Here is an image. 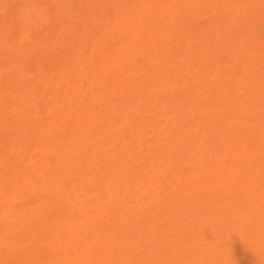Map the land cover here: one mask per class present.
<instances>
[{
  "label": "bare ground",
  "instance_id": "bare-ground-1",
  "mask_svg": "<svg viewBox=\"0 0 264 264\" xmlns=\"http://www.w3.org/2000/svg\"><path fill=\"white\" fill-rule=\"evenodd\" d=\"M13 1L16 3V1L19 2L21 0H12V2ZM27 1L29 2V0ZM47 1L50 3V0H38V3L41 6L47 5L49 7L46 8L45 6V8L48 9H45V11H49V13H47L48 15L45 13L43 6L37 7V2V5L32 3L35 5L33 8L28 7V2H25V4L22 2L24 5L27 4V8L31 10L36 9L37 7L38 15L40 13V8L41 10L43 9L42 14H45L41 16H43L42 18L45 20L42 21L41 19L42 22L40 25L39 22L36 24L39 25L37 26L38 28L32 25V22L30 25L23 23V21H26V16H28V19L30 15H32L31 10L30 13L27 8L25 9L28 11L24 9L27 12V14L24 12L25 17L23 15V9L20 8L22 11H18L23 16L21 17V14H19L18 16L21 18L13 16L17 12L12 11V13H15H11L12 15L10 14L12 18L9 15L12 19L9 23L15 22L17 24L16 21L18 17L19 22H21L20 19L23 20L22 23L25 24V27H27L26 25H32L33 28L30 29H33L36 32L40 31L39 29H42L43 26H49L47 37H45L47 34H43L45 30L44 32L42 31V34L45 37L44 39L39 32L42 36V38H40L43 41L39 40L40 38L36 40L37 36H35V39L33 38L34 36L32 37L36 40V42L39 40L37 46H35L36 42L33 41L32 38V42H29V44H33V42H35L33 44V49H36V53L40 54V57L37 55L38 57L35 58H37L38 61L48 59L44 56H48L51 50L52 52H61L60 49L65 46L68 50L74 51L72 52V55H69L66 58V60H68V65L73 68V70H66L69 66H67V64L66 66H63L66 62H62L63 64L61 63L58 64V66L56 65L57 67L55 66L58 71H62L60 72V74L62 73V75H60L62 78L56 77V74L59 75V73H55L57 71L56 68L50 73V75L46 76L49 73L44 72V69L43 72H41L39 70L40 66L38 68L34 64V67L31 66L32 70L34 72L37 71L36 68H38L37 73H39V75L37 74L36 78H34L31 83L28 82L30 86L33 83V86L27 90L25 88L26 86L24 87V84L27 85L28 83L26 84V81H23L24 76L21 75H25L28 71H30V74L32 73V70H28L29 61L33 59V57L30 56L32 54H28V49L31 48H29V46H24L26 43H24V45L22 44V46L18 45V43L16 44V41L19 42V40H24L20 38L23 34H20V36L14 34V36L19 37V40L17 39L15 42L8 41V45L5 43L7 41V36H5L6 38H0V43L3 46H6H0V50L3 51L4 48L8 50L9 48L10 50L5 52H7V54L11 53V55L14 54L13 57L16 55L17 60L14 57L15 59L12 61L16 60L15 62L17 63L14 62L16 65L21 62V67L18 65L20 68L18 67L19 69L17 70H20L21 68L23 69H21L23 74L19 73V71L16 73L19 74L17 76L12 74L13 72L11 73V70L6 74V69H2L1 66H7L4 64L7 60L4 59L5 54L1 57L3 53L0 51V59H4H2L3 61L0 60V69H2L0 70V74H2L0 75V93L5 92V95L6 93L9 94L8 90H10V88L11 91L13 88L14 93L20 92L17 96H14L15 98L13 97L14 100L12 101L16 100L17 102L18 100L16 107V102H14V108H11V105L10 107L8 106L9 100L7 104L4 94L3 97L0 96V125L2 126L3 123H6L7 126H10H6L8 131L2 126L5 133L7 131V134H10L8 137H1L0 139V143L2 144L0 145V148L3 150L1 151L2 158L0 157L3 159V161L0 159V199L3 200H0V264H128L129 262L127 260L129 256L126 257L125 255H129L130 253H139L137 250H139L142 244H149L153 246L152 250H149L146 255L144 254L147 257L146 259L144 258L145 262L140 259L142 263H139V260L137 262V260L132 257L131 259H133V261L129 264H157L155 263L156 261H158V263L160 262L159 264H209L212 259H206L208 262L205 261L204 257L207 256L203 255L201 257L202 253L197 255L198 259L196 260L198 261L194 259L186 261L184 260L186 256L182 259L185 254L182 256L181 250H183L185 245L188 246L190 240L186 238V234H184L182 230L186 224L180 220L181 218L187 215L186 217L189 219L192 213H196L202 217L201 213L205 211L207 213L210 211V214L208 215L210 216L211 214H215L217 218L220 216L222 217L225 211V216H227V214L228 216H232L233 207H245L246 211H244V209V213L242 215L238 216L237 214H234L236 215L233 217L235 218L234 223L229 221L231 227L236 224L235 229L237 228V231L234 230V232H238L242 229L240 222L245 221L244 218L248 212L255 216V213H260L261 209L264 210V189H260V193H257V190L255 189V187L259 185L260 181L262 182L259 186H261V188L264 187V156H262L264 154L259 152L261 148L264 149V146H262V144H264V70H262L264 68L262 67L264 66H261L264 65V63H261L264 62V45H262L264 44V34H260V38L256 37L257 39H252L251 37L246 36L249 34L242 33L244 31L243 29H254L253 26L258 22L254 11H261V9L264 10V0H260L258 3L250 0L253 2L252 5L250 3L253 13L251 11V14L248 16V11L246 12V23L252 22L253 24L251 23L249 27L242 29H239L241 28V24H245L242 18L240 19L242 21L238 20L237 24L235 22L236 19L235 21L233 20L235 22V25L233 26H227V24L226 27L224 23L223 26H220L221 29L217 27V25L221 24L219 23L221 19L219 20L217 18L218 22L216 25L215 17V20L212 22L203 21L206 14H216L219 9L220 12L224 11V13L222 12L219 15L217 14L219 17H222L223 14L225 15L228 11H230V7H228L230 4L228 6L227 3L221 5L223 0H126V2H124L125 0H93L99 1V5L95 2L96 8L94 10L91 8V4L85 3L87 0H78L77 4L80 3L81 6L82 4L84 5V7L82 6L80 9H73L70 7L72 1L68 0V2L64 4L65 6L62 5V8L59 7V9L56 10L57 3L63 4V1L61 2L60 0H57L55 7H53L55 11L53 14L51 10L52 6H49ZM224 1L228 2L227 0ZM235 1L237 2V0ZM245 1L246 0H243V2ZM2 2L3 0L0 2V6H2V8H5V5L7 8L10 6L8 3H12L10 0L3 2L5 4ZM31 2H33V0ZM122 2H124V5ZM15 3L12 4L15 6ZM20 3L21 2L18 4ZM12 4L11 6H13ZM121 4L122 6L119 7L118 5ZM220 5L221 8L218 9ZM19 6H22V8L25 7H23L22 4ZM29 6L32 5L30 4ZM78 6L79 5H77V7ZM2 8L0 7V9ZM113 8L114 11L112 12ZM225 8L228 10L227 12ZM247 8H245V10ZM17 9H19V7ZM234 9L235 8L233 7L231 10L233 11ZM92 11L95 12L94 19H92ZM200 12H203L205 17L203 18V15H201L200 17H202L203 20L201 18L199 22H195ZM235 12L234 16H231L232 18L238 14V16H240L237 9ZM70 14L74 17L80 15V20H78L80 21V26H78L80 27V31L78 30L76 32V29H78V27H75L77 26L76 24H74L72 30L70 28L71 26L68 27L69 25L64 24L66 21V23L71 21H68L70 16L66 17ZM45 15L49 16L51 21H48L50 19L47 18V20L45 18L47 16ZM34 16L31 17L33 18ZM39 16L36 17L39 18ZM148 16H151V19H149ZM227 16L229 17L227 14L225 18L231 22L232 20H229L230 17L227 18ZM62 17L63 19H69L63 20L65 21L63 23ZM90 17L91 19H89ZM145 17L149 20L144 21ZM10 18L9 20H11ZM124 19L128 21V23L126 21L128 27L124 31H121V29L124 28H122L123 23H125L122 22ZM29 20L31 21V18ZM46 20L48 23L50 22L51 25H49L50 23H47L48 25L44 23ZM81 20L83 21L81 22ZM227 20L226 22L228 23ZM61 23L63 24L61 25ZM88 23H93L94 27H90ZM41 24L43 25L42 27ZM64 25H67L66 28L70 29V32L74 30L73 33H78L76 35L72 33V36H75H73L74 38L71 36L73 39H70L68 43L67 38H61L63 35L60 37L62 34L61 32L65 27ZM189 25L190 28H187ZM124 26H126V24H124ZM215 26L218 30L220 29V32H222V27L225 26V29L223 28L224 32H219L217 34L218 30L216 31ZM256 26L257 25H255V27ZM18 27L24 28V25L20 26L19 24ZM232 27L233 29H231ZM2 28H4V26ZM28 28L26 29L27 31L29 30L27 33L30 32V29ZM4 29H0L1 37ZM65 29L63 32H65ZM26 30L23 29L22 31L24 32ZM239 31L241 32V36ZM12 32H14V30ZM92 33L94 34L92 35ZM213 33L216 35H213ZM4 34L5 33H3V35ZM25 34L26 32L24 35ZM190 34L193 35V40H190ZM209 34L211 36H215L214 40L209 37L212 40L210 41L208 38ZM244 34L248 39L246 38L247 40L245 39V43L243 44L242 38L245 37L242 35ZM24 35L23 37L27 36ZM64 35H66V33ZM236 35L238 37H236ZM59 37L61 38L60 40ZM223 37H226L227 42L228 38L231 39V37L234 41L231 44L228 42L226 46H223V44L218 41L220 39H224ZM79 38L83 41L79 42ZM246 41L249 44V48L247 46L246 48L244 47L247 44ZM25 47H28V49L26 48L27 51ZM57 48L58 50H55ZM223 49H229L232 56L233 53L238 54V56L241 55L242 61H239L240 58H238V64L240 62H245L247 64L244 63V65L240 63L237 65L240 67L241 65H244L240 68V70L239 68L232 69L235 66L233 64L236 62L237 55L234 54V58L236 56L235 62L231 65H227L226 63L230 59L227 58L229 52H223ZM68 50L66 49V51ZM66 51L64 48V52ZM31 52L32 49L29 53ZM61 54L64 55L63 52H61ZM69 54H71V52ZM34 55L36 56V54ZM53 55L55 54H52V56ZM223 55L224 59L222 60L226 62L225 64L227 66H232L230 67L232 69V78H228L227 75V78L230 80L226 78L227 80L225 82L222 81L225 80L226 76L221 81L220 68L218 69L216 67L217 58L220 57L221 63V56ZM57 56H60V54L58 53ZM27 57L30 58V60ZM41 57L44 58L42 59ZM214 57H216V59ZM51 58L53 60V57ZM37 59H35L36 64L38 63ZM138 59H141V62ZM231 60L233 59H230L228 64L229 62L231 63ZM47 61L48 60H45V65L48 64ZM56 61H58V59ZM137 61H139V64H136ZM255 61H259L256 66L254 65ZM251 62L254 65V67H252L253 65L251 66V69L253 68V70L247 72L248 66ZM7 63L8 62H6V64ZM12 63L13 62H11L9 66L12 67L14 64ZM50 63L56 64L54 61H51ZM15 64L14 66H16ZM156 65L160 68L154 70L155 67L158 68ZM153 66L155 67L153 68ZM204 66L209 67H206L205 70L203 68ZM213 66H215V70ZM42 67H44V65H42ZM208 68H210L211 71H209ZM68 70L75 74L81 75V73H83V78H78V75H76L73 80H70L71 77L67 76ZM12 71L15 70L13 69ZM227 73L228 72H226V74ZM209 74L210 76H208ZM229 76L231 77V75ZM21 78L23 80H20ZM66 78H70L69 81H67L68 79L66 80ZM22 81L24 83H22ZM61 81H63V83ZM204 83L205 85L207 84V89L205 88ZM19 84H23V88L21 87L22 85L20 86ZM59 84H64V86L60 87ZM240 85H243L244 87ZM190 87L191 90L193 87L192 91L190 90ZM244 88L245 92L242 90ZM236 89L243 91H238L239 94L241 93V95H243V97L241 96L242 98L245 97L242 99L239 96V98L243 100L242 102L237 96L238 93ZM49 90L50 95L48 92ZM177 91L179 94L177 95L178 97H173V92ZM168 97L176 99L179 98L180 101L183 100L180 105V112L177 111V113L179 112V115L184 117V115L187 114L191 120L194 121V119L199 118L197 117V114H200V118H205L204 120L208 119L209 121L207 120L208 122L204 121L205 123H200L197 120L196 123L199 122L200 126L206 123H212L211 126L209 128H207V126L204 127L205 130L193 132L191 134L194 135H190V137L187 135V138V132L193 131V129L196 128L199 129V126H194L196 128H192L195 122L193 123L191 120L189 121L188 119L183 118L184 122L188 120V123H185L186 125L188 124V127L184 124L187 129L191 123H193L192 126L187 131L185 126L184 129L180 123L179 126L182 128L176 124L178 127L174 129L175 131L178 128H181L187 132L185 136L179 137L182 131L180 129L178 130L179 133L174 131L175 134L177 133L178 135H173L172 128L175 126L173 127L171 124L175 125L174 123L180 122L179 119L182 117L180 116L176 118L178 114L175 112V115L172 112L171 115L170 111L177 108L176 106L175 109H171L173 108V100L170 99V104H172L171 107L167 105L169 102H166V105L164 104L165 106L163 103H160V99L165 98L166 101H168ZM45 98L48 101L50 100V106L47 105V101H43ZM165 99H163V102ZM41 102H45L46 104L44 103V105H42ZM11 103L13 104V102ZM167 106L170 108L168 109ZM224 107V111L226 112L228 110L227 112H229L230 116L232 115L231 113L237 114V112H239L240 115L247 120L244 123V125H246L239 127L236 120L233 122L230 120L229 123L225 124V120L219 121V119H215V116H211L214 111H217V108L220 110ZM257 107L260 110H258ZM166 108L169 110V112H167V116L165 115L167 114ZM181 110L183 113H181ZM225 112L222 114L225 115ZM219 114L220 116L222 115L221 113ZM173 116L177 119L176 122H174L175 120L173 121V118L171 122L169 121V119ZM85 118L88 120L87 122H85ZM252 120L253 123L251 122ZM167 121L170 122H168L170 124V129L169 126H167ZM254 121H258L256 126ZM161 125H163L165 129ZM252 125H254L255 129ZM251 126L253 132H251L252 130L247 131V129ZM121 130L124 131L121 133ZM162 130L165 131L164 139L161 137L163 135ZM249 132L252 135L256 132L258 135L254 134L253 138L250 135V139L247 135ZM184 133L185 132L182 131V134ZM156 135H158L159 139ZM197 135L200 139L196 138L199 139V141L196 140L197 142H195L193 141L195 140L193 138L197 137ZM152 136L157 139L154 138V140ZM228 136L232 137V139H236L233 140V142H230L232 139L230 140ZM211 137L213 138L211 139ZM142 138L146 141L148 140L146 138H152L155 147L153 144L148 143L149 145H145V142L143 144ZM225 138L229 140L225 141ZM255 140H257V143L255 142L257 145L260 143L258 146L253 143ZM251 141L253 142L251 143ZM34 142H36V144H34ZM238 142L241 143L242 147H245L242 148ZM32 143L37 146V148L33 146ZM237 144L240 146L239 148H242L240 150H243L244 153L246 151L247 153L251 152V156H245L244 160L247 163L246 166L250 167V170L251 166H253L252 164H254V166L255 164L257 165L256 169L253 166L255 169V171H253L255 172L254 174L253 172H251V174H247L246 169H244V171L240 168H235L237 167L236 165L243 160V155H241L243 154L241 153L242 151L237 153L239 154L238 157H231L235 158L238 162H235L234 159L231 160L227 157H230L231 153H233L235 148L238 146ZM245 144H247V146ZM253 144L255 146H253ZM144 145L146 148L142 147ZM250 145L256 150L250 148ZM39 146L42 147L40 148ZM18 147H20L19 150L21 149L20 152L17 151ZM258 147L260 149L257 151ZM142 148L147 150L150 148L152 149L150 152L146 151V154L149 152V156L151 154L150 158H153L156 153L155 157L157 158L154 157V160H152L155 161V159H157L158 161L154 164L151 160V164H149V166L153 164L155 165L151 166L152 168L155 167L152 171L154 173L157 168V172L161 171L164 173L167 169H171V167L179 165L180 162L181 166L184 165H182V163L187 162L186 166L188 168H192V166H194L192 164L196 165L200 163V161H196V163H194L195 161H192L197 155L192 152L200 151L202 149L203 152L205 151L204 153L207 152L202 157L200 156L202 165L206 162H212V160L208 158V155L211 156L210 154H214L216 151H220L221 155V152L224 151L227 153V156L225 155L226 159H230L232 162H235V169L232 168V164H230L232 162H229L230 168L219 166V164L215 162L217 159L215 158L213 161L215 162L214 164H216V169L219 167L217 173L215 172L216 174L213 172L212 166L210 168L208 167L209 163L206 164L204 168L205 170L207 168L210 169L209 172L207 170V173H211V177L209 179L207 178L208 180L202 178L200 180L203 182H196L194 183L195 185L192 186L190 181L193 176L191 174L195 171L191 173L190 170L198 171L199 166L197 165V169H186L185 172L188 170L191 173L190 174L188 172V176L185 172H183L185 170H182L183 168L179 169L180 172L175 170V173L177 171L178 174H173L178 176V183L176 178V183L173 182L171 178L174 177H172L173 175L171 173V181L162 177V180L164 181L161 182V184H158L157 182L159 179L152 182L151 179L148 178L149 175L148 177L145 176L146 172L150 171V168H148L149 159L147 156L146 159L148 162L145 158H143L145 157L144 155L143 157H140L145 159L143 162L144 164L140 163L141 166L139 165L141 168L144 166V170L139 168V166H136L135 168L133 167V164H136V160H139L136 156L143 154L142 151L144 150ZM153 151L155 152L153 153ZM224 152L222 154H225ZM192 155L195 156L191 158ZM197 156L199 157V154ZM178 158L180 159L178 160ZM139 161L142 162V160ZM131 162L134 169H131V166L127 165L131 164ZM172 162L176 163L172 166ZM241 163L243 165L244 161ZM241 163L240 166H242ZM225 164L223 163L222 165ZM243 166H245V163ZM160 167L167 169L165 171L163 169L159 170L161 169ZM204 169L202 168V171ZM140 171H144L142 173L144 177H141L140 175L141 179L138 177L136 179V176H138ZM197 171L195 173H197ZM154 173L151 174L150 171V174L152 175H150V177H152V180L154 179L153 177L160 176L156 175L160 174V172L155 173V176H153ZM162 173L161 175H163ZM145 177L147 178V181H150V183L148 182L149 185L145 182L143 183L142 180H146L144 179ZM165 180L167 183H165ZM180 181L182 183H180ZM156 183L158 185H156ZM164 183L167 185L168 183L174 185H169L170 187L165 186V189L160 188L159 185L163 186ZM189 183L191 186H189ZM130 187L132 188V191H129L131 194L126 192L127 189H130ZM181 188L184 193V195L181 194L182 196L178 193ZM164 190H167V193H164ZM126 193H128L129 197H131L127 198L128 195H125ZM101 195L104 197H102L103 199L100 198ZM225 195L230 198V201H226V204L221 207L222 204L220 201L222 198L226 197ZM21 199L22 201L25 200L27 205L20 201ZM100 199L102 201H100ZM225 200L223 199V201ZM17 201H20V204L25 206H20ZM16 203L18 205H15ZM87 204L88 207L86 206ZM83 205L84 208L86 206L89 210H81L83 209ZM260 215L264 216V213L258 214L257 217L259 218ZM162 216L163 219H161ZM164 216L168 218L167 222H169L168 220L170 218L171 223L170 225L168 224L169 226L166 224V226H168L167 228L161 229V224L159 223H161L162 220H165ZM242 216H244V218ZM240 217H242L243 220H241L242 218L239 219ZM217 218H214V221ZM219 219L221 218L216 220L218 221L216 224L217 226H220V228L216 227V229L213 230H217V228H219L218 231H220V229L223 230L221 225H219L221 223L219 222ZM207 220H204L203 223L205 222L204 224H206ZM258 221L262 224V229H264V218H259ZM211 223L207 222V226L209 225V228ZM231 227L227 233L232 232L233 228L231 229ZM262 232H264V230H262ZM167 234L169 236H167ZM227 235L229 236V234ZM164 236H167L168 239ZM230 237L231 236H229V238ZM217 238L220 239V237ZM168 240L169 242L167 243L166 241ZM164 241L167 245H165ZM233 244L235 245V243ZM160 245H162V247ZM8 246L10 249H8L9 251H6L5 248H9ZM143 247L146 248V246L141 247L142 252H144ZM160 247L163 250L161 249V251H158ZM238 249L239 250H235L239 251V254H236L237 251L235 252V250L232 252H235L236 255H241L243 250L239 247ZM4 250L6 252L2 255ZM156 251L159 252H157V255L155 253ZM163 251L164 253H162ZM226 251L228 252L229 250ZM160 252L162 256L160 255ZM232 252L229 253L231 254ZM132 254L130 257L133 256ZM135 255L137 256V254ZM158 255L161 256L160 260H162V258L164 260L159 261V259H156L158 258ZM216 255L217 256L215 257H218V254ZM260 256L261 258L264 257L262 255ZM260 256H257V259ZM137 258L139 259V257ZM230 258L227 260L233 262L229 264H236L234 263V260L236 262L237 258ZM183 260L185 262L180 263ZM215 263L217 264L216 261H214V264ZM218 264H220V261ZM249 264H260V261L255 262L253 260V262L251 263L250 261Z\"/></svg>",
  "mask_w": 264,
  "mask_h": 264
},
{
  "label": "rangeland",
  "instance_id": "rangeland-1",
  "mask_svg": "<svg viewBox=\"0 0 264 264\" xmlns=\"http://www.w3.org/2000/svg\"><path fill=\"white\" fill-rule=\"evenodd\" d=\"M1 1H2V0H0V2H1ZM10 1L12 2V0H10ZM31 1H32V0H29V2H28L27 0H26V1H25V0H24V1H22V0L19 1V2H21L20 4L23 5V7L25 6L24 8H22V6H19L20 4H18V3H19L18 1H16V3H15V1L12 2L13 4L15 3V6H16V7H15L12 3H11V4H12L14 7L11 6L10 3H8V4L10 5V6H8L9 8H8V7L6 8V5L4 6L5 8H2V6H0V7L2 8V9H0V29H4V28H5V29H4V32L1 30V31H2V37H1V34H0V38H3V37L6 38L5 36H7V38H6L7 41H6L5 43H6V45H8V44H9L8 41H14V42H15V40H17V39L19 40V37L14 36V34L20 36V34H21V35H22V34L24 35V33L26 32L25 35H27V36L24 35L25 37H23V35H22L23 38L20 36V38H21V39H24V40H19V42L16 41V44L18 43V45H21V46H22V44L24 45V43H26V45H24V46H29V48L32 49V52L29 53L31 49H28V47H25V49L27 48V49L29 50L28 54H29V55L32 54V55H30V56L33 57V59L30 60L31 57H30L29 55H27V56L30 57V58L27 57V58L30 60V61H29V66H30V67H31V66L34 67V64H35L38 68H39V66H40L39 70H40L41 72H43V69H44V72L49 73V74L46 75V76H48V75H50V73H51L52 71L55 70V68L58 66V64H61L62 62H64V63L66 62L65 64L62 63L63 66H64V65L66 66V64H67V66H69V65H68V60H66V58H67V56L72 55V54H73L72 52H74V51H70V50H68V48L65 47V46L62 47L63 50L60 49L61 52L64 53V55H62L61 52L55 51V50H58V48L54 50L55 52H52V50H51V52H50V54H49L48 56H44L45 58H46V57L48 58V59H45V60H48V61H47L48 64H46V65H45V60L43 59L44 57H43V58L41 57V58L43 59V60H41V61H40V60L38 61V59L35 58V57H38L40 54H39V53H36V49H33V44L36 42V40H37L38 38H40V37L42 38V36H43V39H44L45 37L48 36L47 32L49 31V29H48L49 26L45 27V26H43V25L41 24V27L43 26V28H42L43 30H42V29H39L40 31H38V32H36L35 30L30 29V28H33L32 25H34L35 27L39 26L40 23H41L43 20H45L44 18H42L43 16H41V15H44L45 13H46V14L49 13V11H48V12L45 11V9H46V8H49V7H48L47 5H42V6L44 7V11H45V13L42 14V10H43V9L41 10V8H40V13H39L40 16H39V15H38V12H37V11H38V10H37V7H38V6L40 7L41 5H39L38 0H36V1L33 0V2H31ZM60 1H61V2L63 1V4L57 3V0H54V1L52 0V2H51V0H50V3H52V4H50L49 1H47V2H48L47 4H48L49 6H50V5L52 6V7H51V8H52V9H51V10H52V14L55 13L53 7H55V4H56V3H57V6H56L57 9H56V10H58L59 7L62 8V7H63L62 5H64L66 2H68V0H67V1H66V0H60ZM71 1H72V2H71ZM71 1H69V2L72 3L70 7H72L73 9H80L82 6L84 7L83 4H82V6H81L80 3L77 4V3H78V0H71ZM75 1H76V2H75ZM123 1H124V0H123ZM184 1H185V0H184ZM184 1H183V2H184ZM218 1H219V0H218ZM227 1H228V2H226V1L223 0V3H221V5L227 3V6H228V5L230 4L231 6H230V5L228 6V7H230V11H228V10L225 8L226 12H227V11H228V12H227V13L225 12L226 14H225V15L223 14L222 17H219V16H218V15L221 14L222 12L224 13V11H221V12H220V9H219V8H221V5H220V6L218 7L219 10H218V12H217L216 14H213V15H212V14H209V15L206 14V15H205L206 17H205V16L203 15V12H200V13L198 14V18L196 19L197 21L194 19L195 22H199V20H201V18H202V17H200L201 15H203V18L205 17L204 20H203V18H202V20L205 21V22H208V21H211V22H212L213 20H215V19H214V17H215V18H216V20H215V25H216L217 22H218L217 20H218V19H219V20L221 19V20L219 21V23H221V24L217 25V27L220 28V26H223L224 23H225V26H226L227 24H228L227 26H231V25L233 26V25H235V24H234L235 22H236V24H237L238 20H240V19L242 18V19L244 20V23H245V24H243V25L241 24V28H239V29L249 27V26L251 25L252 22H250V23L247 22V23H246V20H247L246 12H247V11L249 12V13L247 12V15L249 16V14H251V11L253 10V9L251 8V5L253 4V2L256 1V2L258 3L260 0H253V2L250 1V0H246L245 2H243V0H237V2H236L235 0H234L235 2H234L233 0H227ZM240 1H241V3H240ZM247 1H248V2H247ZM3 2H6V0H5V1L3 0ZM3 2H2V3H3ZM7 2H8V1H7ZM17 2H18V3H17ZM22 2H24V4H25V2H26V3L28 2L29 5L31 4L32 6H29V5H28V7H30V8L35 7V5H37L36 2L38 3V5H37L36 9H32V10H33V11H32L31 9L27 8V6H26L27 4L24 5ZM53 2H55V3H53ZM58 2H59V1H58ZM74 2H75L77 5H79L80 7L78 6V7H79V8H78L77 5H76ZM95 2H96L97 4L99 3V1H93V0H87V1H85V3H87V4H91V5H92L91 8H92L93 10L96 8ZM124 2H126V0H125ZM124 2H122L123 5H124ZM256 2H255V3H256ZM32 3L35 4V5H33ZM73 3H74V6H73ZM233 3H234V5H233ZM236 3H237V4H236ZM250 3H251V5H250ZM3 4H5V3H3ZM8 4H7V5H8ZM58 4H59V6H58ZM68 4H69V3H68ZM87 4H86V5H87ZM235 4L237 5V8H236V5H235ZM0 5H1V4H0ZM17 5H18V6H17ZM53 5H54V6H53ZM66 5H67V4H66ZM75 5H76V6H75ZM98 5H99V4H98ZM98 5H97V6H98ZM249 5H250V6H249ZM42 6H41V7H42ZM45 6H46V8H45ZM64 6H65V5H64ZM68 6H69V5H68ZM118 6L121 7L122 4H121V5H118ZM225 6H226V5H225ZM227 6H226V7H227ZM246 6H247L248 8H251V9H248ZM10 7H11V9H10ZM12 7H13L14 9H13ZM18 7H19V9H17ZM66 7H67V6H66ZM66 7H65V8H66ZM231 7H232V8L234 7L235 9L232 11V10H231V9H232ZM20 8L23 9V13L25 12L26 14H27V12H26L25 10L29 9V12H30V10H31L32 13H31V12H30V13H31L32 15H30V17H29L28 19H27L28 16L25 17V13L23 14L24 17H25V19H26V21H29V22L23 21V20H21V19H20L21 22L18 21L19 18L23 17L22 14H21L20 12H18V11L21 10ZM25 8H27V9H25ZM65 8H64V9H65ZM68 8H69V7H68ZM223 8H224V7H223ZM238 8H239V9H238ZM245 8H247V9L245 10ZM24 9H25V10H24ZM236 9L239 11L241 17L238 16V15H239V14H238V15H235V17H233V18H234V19H233L231 16H234V12H235ZM8 10H9V11H8ZM10 10H11V11H10ZM46 10H48V9H46ZM60 10H61V9H60ZM66 10H67V8H66ZM223 10H224V9H223ZM12 11H16L18 14L15 13V12L12 13ZM21 11H22V10H21ZM27 11H28V10H27ZM35 11H36V12H35ZM44 11H43V12H44ZM113 11H114V8L112 9V12H113ZM64 12H65V11H64ZM92 12H93V13H92V19H94V18H95V16H94V15H95V12H94V11H92ZM112 12H111V13H112ZM230 12H231V13H230ZM254 12L256 13V18L258 19L257 24L255 23V25H257V26L255 27V25H254V26H253L254 29H253V28H252V29H249V30H248V29H246V30L243 29L244 31L242 32V33H245V34H249L250 36H249V35H246V36H247V37H251L252 39H253V38L255 39L256 37H257V38H260V36H261L262 34H264V33H262V32H264V21H262V20H264V10L261 9V11L257 10V11H254ZM259 12H260V13H259ZM11 13H12V14L15 13V15H13V16H18L19 14H21V17H19V16H18L19 18L17 17V21H16L17 24H16L15 22H12V23L10 22L11 24L9 23V21H12V19H11V18H12V16H11L12 14H11ZM35 13H36V15H35ZM237 13H238V12H237ZM252 13H253V11H252ZM10 14H11V15H10ZM33 14H34L35 16H34ZM64 14H65V13H64ZM217 14H218V15H217ZM227 14H228L229 17H230V18H229V17L227 16V18H229V20H232L231 22L228 21V20L225 18ZM232 14H233V15H232ZM235 14H236V12H235ZM9 15L11 16V18L9 17ZM47 15H48V14H47ZM47 15H45V16H47ZM50 15H51V11H50ZM65 15H66V14H65ZM259 15H260V16H259ZM31 16H34V17L32 18ZM36 16H39V18H37ZM45 16H44V17H45ZM68 16H70V19H69V18H68L69 20L66 19V18L63 19V17H62V22H63V23L65 22V21H63V20H68V21L71 20L73 23H72L71 21L68 22V23H66V22H67V21H66V22L64 23V24L69 25L68 27L71 26V27H70L71 30H72V27L74 26V24L77 25V26H75L76 28H77L78 26H80V24H79L80 21H78V20H80V15L76 16L77 18L74 17V16H72L71 14H70V15H67L66 17H68ZM71 16H72V17H71ZM93 16H94V17H93ZM97 16H98V15H97ZM97 16H96V17H97ZM211 16H212V17H211ZM237 16H238V19H237ZM73 17H74V18H73ZM150 17H151V16H148L149 19H151ZM210 17H211L212 19H211ZM7 18H8V19H7ZM9 18H10L11 20H9ZM30 18H31V21L29 20ZM45 18H46V19H47V18L50 19L49 16H47V17H45ZM72 18H73V19H72ZM78 18H79V19H78ZM148 18L145 17V18H144V21H148V20H149ZM217 18H218V19H217ZM15 19H16V18H15ZM23 19H24V18H23ZM41 19H42V21H41ZM48 19H47V20H48ZM53 19H54V18H53ZM76 19H77V20H76ZM89 19H91V17H90ZM208 19H209V20H208ZM224 19H226V20L228 21V23H227L226 20H224ZM235 19H236V21H235ZM261 19H262V20H261ZM33 20H34V21H33ZM36 20H37V21H36ZM38 20H39V21H38ZM47 20H46L44 23L47 24L48 21H51V19L48 20V21H47ZM191 20H192V19H191ZM223 20H224V21H223ZM233 20H234L235 22H234ZM259 20H260V21H259ZM7 21H8V22H7ZM22 21H23V23H27L28 25H30V23L32 22V25H31V26L26 25L27 27H25V24H23ZM77 21H78V22H77ZM82 21H83V20H81V22H82ZM126 21H127L126 19H124V20L122 21V22H125V23H123V25H122V28L124 27L123 29H121V27H120L121 25L119 26L120 29H121V31H124V30L128 27V24H127L128 21H127V23H126ZM142 21H143V20H142ZM221 21H222V22H221ZM240 21H242V20H240ZM38 22H39V25H36ZM75 22H77L78 24L75 23ZM122 22H121V23H122ZM232 22H233V23H232ZM5 23H6V24H5ZM44 23H43V24H44ZM49 23H50V22H49ZM49 23H48V24H49ZM63 23H61V25H62ZM134 23H135V22H134ZM193 23H194V22H193ZM213 23H214V22H213ZM1 24H2V25H1ZM19 24H20V26H21V25H22V26L24 25V28H23V27H18ZM48 24H47V25H48ZM70 24H72V25H70ZM124 24H126V26H124ZM202 24H203V23H202ZM202 24H201V26H202ZM252 24H253V23H252ZM9 25H10V26H9ZM15 25H16V26H15ZM44 25H45V24H44ZM49 25H51V23H50ZM67 25H64L65 27L63 28V31H64V29L67 27ZM88 25H89L90 27H91V26L94 27V24H93V23H91V24L88 23ZM191 25H192V24H191ZM3 26H4V28H2ZM6 26H7V27H6ZM8 26H9V27H8ZM11 26H12V29H11ZM225 26L222 27V30H221L222 32H224ZM227 26H226V27H227ZM259 26H260V27H259ZM28 27H29V28H28ZM35 27H34V28H35ZM93 27H92V28H93ZM215 27H216V26H215ZM217 27H216V31L218 30ZM7 28H8V29H7ZM15 28H16V29L18 28V29L16 30ZM20 28H21V29H20ZM27 28L30 29V32H29V33H27V32L29 31V30H28V31L26 30ZM37 28H38V27H37ZM39 28H40V27H39ZM45 28H46V29H45ZM76 28H74V29H76ZM79 28H80V27H78V29H76V32H77L78 30L80 31ZM92 28H89V29H92ZM187 28H190V25H189ZM223 28H224V29H223ZM255 28H256V29H255ZM259 28H260V29H259ZM23 29L26 30V31L23 32V31H22ZM35 29H36V28H35ZM220 29H221V28H220ZM220 29H219V30H220ZM231 29H233V27H232ZM13 30H14V32H15V31H16V32H15V33L12 32ZM36 30H38V29H36ZM44 30H45L46 33L44 32ZM46 30H47V31H46ZM71 30L68 29V28H66V29H65V32L62 31V32H61L62 34L60 35V37L63 35V37H61V38H65V39L67 38V43H68V41H69L70 39L72 40V39L74 38L73 36H75L76 34H78V33H73L74 30H73L72 32H70ZM219 30L217 31V34L220 32ZM258 30H259V31H258ZM42 31L44 32L43 34H47V35H45V37H44V35L42 34ZM68 31H69L70 33H69ZM216 31H215V33H216ZM241 31H242V30H241ZM20 32H23V33H20ZM34 32H36V33H34ZM39 32L41 33L42 36L40 35ZM67 32H68V33H67ZM222 32H220V33H222ZM239 32H240V31H239ZM252 32H253V33H252ZM3 33H5V34L3 35ZM63 33H64V34L66 33V35H64ZM72 33L75 34V35L72 36ZM209 33H210V32H209ZM215 33H213V35H216ZM31 34H32V35H31ZM33 34H34V35H33ZM35 34H36V35H35ZM93 34H94V33H92V35H93ZM193 34H194V32H193ZM210 34H212V33H210ZM210 34H209L208 38L210 37V38H212V40H214V37H215V36H213V35L211 36ZM237 34H238V32H237ZM245 34L242 35V36L245 37V38H242L243 41L241 40V41L243 42V44L245 43L244 40L247 38V37L245 36ZM251 34H252V35H251ZM260 34H261V35H260ZM29 35H30V37H29ZM234 35H235V34H234ZM258 35H259V37H258ZM12 36H13V37H12ZM33 36H34V37H33ZM35 36H37L36 40H34V39H35ZM64 36H65V37H64ZM71 36H72L73 38H72ZM221 36H222V35H221ZM221 36H220V37H221ZM223 36H224V35H223ZM225 36H226V35H225ZM238 36H239V34H238ZM238 36L236 35V37H238ZM240 36H241V32H240ZM240 36H239V37H240ZM9 37H10V39H9ZM14 37H15V38H14ZM32 37H33L34 39H33ZM60 37H59V40L61 39ZM228 37H229V36H228ZM234 37H235V36H234ZM31 38L33 39V41H35V42H33V44H32V43L29 44V42H32V41H31V40H32ZM41 38H40L39 40H42ZM68 38H69V39H68ZM192 38H193V35L190 34V40H193ZM210 38H209V39H210ZM223 38H224V37H223ZM257 38H256V39H257ZM8 39H9V40H8ZM26 39H27V40H26ZM65 39H64V40H65ZM219 39H220V38H219ZM224 39H225V40H224ZM224 39H220V40H218L219 42H221V43L223 44V46H224V45L226 46V45L228 44V42H229V44H231V43H233V41H234V39H232V37H231V39L228 38V42H227V40H226V37H225ZM238 39H239V38H238ZM247 39H248V38H247ZM247 39H246V40H247ZM39 40H38V42H36L35 46H37V44L39 43ZM194 40H195V37H194ZM212 40L210 39V41H212ZM221 40H223V41H221ZM42 41H43V40H42ZM80 41H83V40H81V38H79V42H80ZM225 41H226V42H225ZM40 42H41V41H40ZM64 42H66V41H64ZM186 42H187V41H186ZM214 42H215V41H214ZM27 43H28L29 45H28ZM246 43H247V44H246L244 47L246 48V46H247V47L249 48V44H248L247 41H246ZM115 45H116V44H115ZM262 45H264V44H262ZM0 46L2 47L3 45L0 43ZM4 46H5V45H4ZM4 46H3V47H4ZM228 46H229V45H228ZM250 46H252V45H250ZM1 47H0V48H1ZM5 47H6V46H5ZM253 47H254V46H253ZM23 48H24V47H23ZM59 48H60V47H59ZM64 48H65V51H66V49H67L68 51L64 52ZM248 48H247V49H248ZM14 49H16V48H14ZM27 49H26V51H27ZM2 50H3V48H2ZM8 50H10V49L8 48ZM8 50L5 49V48H4L3 51L0 50V51L3 53V55H2L1 57H3L4 54H5L4 59L7 60L6 62H8V63L6 64V62L4 61V62H5L4 64L7 65V66H5V67H7V68H5L4 66H1V68L4 69V70L6 69V70H5L6 74L8 73V71L10 72V69H11V73L13 72L12 74H15V75L17 76V75H19V74H16V73H18L19 71H20L19 73H22V70H23L22 68H21L22 70H21V69H20V70H17V69H19V68L21 67V64H20L21 62L18 63V64L16 65L15 63H17V62H15V61L17 60V58H16L17 56L15 55L14 57L16 58V60L12 61L13 59H15V58L13 57L14 54H13V55H11V53H8V54H7V52H5V51H8ZM19 50H20V49H19ZM60 50H59V51H60ZM223 50H224L223 52H229V54H228V56H227L228 59L230 58V59H233V60H234V61L231 60V63L229 62V64H228V61H229L230 59H229V60L227 61V63H226L224 60H222V59H224V55L221 56V57H222V58H221V63H220V57L217 58V62H216L217 65H216V67H217L218 69L220 68V73H221V76H220V77H221V81H222L223 78L226 76V77H225V80L222 81V82H225L228 78H232V74H231L232 69H235V68L238 69V68H239V70H240V68L243 67V66H244L245 64H247V63H245V62L243 61L245 64L240 62L241 64H244L243 66H242V65H241V67H240V66H237V65L240 64V63L238 64V62H239V61H242L241 55H239V56H240V57H239L238 54L233 53V56H232V54H230L231 51H229V49H227L228 51H227L226 49H223ZM1 52H0V53H1ZM67 52H68V53H67ZM70 52H71V54H69ZM58 53L60 54L61 58H60V56H57ZM66 53H67L68 55H67ZM34 54H36V56H35ZM52 54H55V55L52 56ZM234 54L237 55L236 62H235V58H236V56H235V58H234ZM7 55H8V56H7ZM9 55H10V56H9ZM33 55H34V56H33ZM37 55H38V56H37ZM10 57H13V58H10ZM39 57H40V56H39ZM51 57H53V60H52ZM59 58H60V59H59ZM214 58L216 59V57H214ZM238 58H240L239 61H238ZM2 59H3V58H2ZM2 59H0V60H2ZM4 59H3V60H4ZM18 59H19V58H18ZM35 59H37V61H38L37 64L35 63V62H36ZM55 59H56V60L58 59V61H56ZM175 59H176V58H175ZM225 59H226V58H225ZM3 60H2V61H3ZM8 60H11V61H8ZM26 60H27V59H26ZM26 60H25V61H26ZM60 60H61V61H60ZM138 60L140 61L141 59H138ZM254 60H255V59H254ZM254 60H253V62H254ZM32 61H33V62H32ZM51 61H54L56 64H54V63H50ZM135 61H136V60H135ZM139 61H137L138 63L136 62V64H139ZM237 61H238V62H237ZM247 61H248V60H247ZM247 61H246V62H247ZM11 62H13V63L15 62L14 64H15L16 66H14L13 63H12V64H13L12 67L9 66V65L11 64ZM30 62H31L33 65H32ZM40 62H41L42 64H41ZM47 62H46V63H47ZM140 62H141V61H140ZM222 62H223V63H222ZM233 62H235V63H237V64L234 63L233 65H235V66H234V68L231 69L230 67H232V66H227V65H231ZM258 62H259V61H257V62L255 61L254 65L256 66V64H257ZM39 63H40V65H39ZM225 63H226L227 65H226ZM261 63H264V62H261ZM22 64H23V63H22ZM53 64H54V65H53ZM194 64H196V63H194ZM250 64H251V65H250ZM250 64H249V66H248V70H247V72H250V70H253V68L251 69V66L253 65V63L251 62ZM18 65H19L20 67H19ZM42 65H44L45 68L42 67ZM47 65H48V66H47ZM56 65H57V66H56ZM94 65H95V64H94ZM254 65H253L252 67H254ZM8 66H9V67H8ZM29 66H28V70H32V67L30 68ZM36 66H35V67H36ZM53 66H54V67H53ZM55 66H56V67H55ZM138 66H140V65H138ZM156 66H158V65H156ZM261 66H264V65H261ZM16 67H17V68H16ZM18 67H19V68H18ZM41 67H42V68H41ZM69 67H70V66H69ZM69 67L66 68V70H67V69H71V70H73V68H71V67L69 68ZM154 67H155V66H153V68H154ZM206 67H209V66H204L203 68L206 70ZM214 67H215V66H213V68H214ZM257 67H258V66H257ZM8 68H9V69H8ZM38 68H36L37 71H34L36 74L33 72V70H32V73H33V74L31 73L32 75L30 74V71H28L25 75H21V76H24V80H23L22 78H21L20 80H23L24 82L26 81V82H25L26 84H27L28 82L31 83V82L34 80V78H36V75H37V74L39 75V73H37V72H38ZM159 68H160L159 66H158V68L155 67L154 70H157V69H159ZM194 68H197V67H194ZM249 68H250V69H249ZM262 68H264V67H262ZM2 69H0V70H2ZM13 69H14L15 71H12ZM33 69H34V68H33ZM60 69H61V68H60ZM60 69H59V70H60ZM204 69H202V70L205 71ZM211 69H212V68H211ZM224 69H226V70H224ZM4 70H3V71H4ZM16 70H17V72H16ZM34 70H35V69H34ZM46 70H47V71H46ZM56 70H57V71H56L55 73H59V75L56 74V77L62 78V76L60 77V75H62V73L60 74V72H62V71H58L57 68H56ZM208 70L211 71L210 68H208ZM212 70H213V69H212ZM214 70H215V68H214ZM262 70H264V69H262ZM40 71H39V72H40ZM221 71H222V72H221ZM224 71H225V72H224ZM206 72H208V71H206ZM223 72H224V73H223ZM226 72H228L229 74H228V73L226 74ZM260 72H261V71H260ZM46 73H45V74H46ZM77 73H78V72H77ZM9 74H10V73H9ZM9 74H8V75H9ZM22 74H23V73H22ZM34 74H35V75H34ZM82 74H83V73H81V75H80V74H75V73H73L72 71L68 70V74H67V76H68V77H71V79L69 78L70 80H73V78H75L76 75H78V78H79V77L83 78V75H82ZM252 74H253V73H252ZM0 75H2V74H0ZM69 75H70V76H69ZM227 75H228V78H227ZM229 75H231V77H230ZM21 76H19V77H21ZM32 76H33V78H32ZM67 76H66V77H67ZM208 76H210V74H209ZM30 78H31V79H30ZM81 78H80V79H81ZM226 78H227V79H226ZM67 79H68V78H66V80H67ZM69 79H68L67 81H69ZM20 80H19V82H20ZM28 80H29V81H28ZM66 80H63V81H66ZM228 80H230V79H228ZM23 81H22V83H24ZM63 81H61V82L63 83ZM80 81H81V80H80ZM57 82H58V81H57ZM59 82H60V81H59ZM32 84H33V83H32ZM32 84H31V86H33ZM19 85H20V84H19ZM21 85H22V86H21ZM21 85H20V86L23 88V84H21ZM28 85H29V83H28L27 85L24 84V87L26 86L25 88H26L27 90L31 88V86L29 85V87H28ZM204 85H205V83H204ZM243 85H245V84H243ZM243 85H240V86H243ZM59 86L62 87V86H64V84H59ZM27 87H28V88H27ZM202 87H204V86H202ZM206 87H208L207 84L205 85V88H206ZM243 87H244V86H243ZM19 88H20V87H19ZM22 88H20V89H22ZM60 89H61V88H60ZM203 89H204V88H203ZM203 89H202V90H203ZM206 89H207V88H206ZM206 89H204V90H206ZM208 89H209V88H208ZM18 90H19V89H18ZM190 90H191V87H190ZM192 90H193V87H192ZM192 90H191V91H192ZM198 90H199V89H198ZM242 90L244 91L245 88L242 89ZM242 90L239 91V90L236 89L237 93H238V91H239V92H243ZM12 91H13V88H12ZM12 91H11V88H10V90H8L9 94L6 93V95H5V94H4L5 92H4V93H0V96L3 97V94H4V96H5L4 98H5V100H7V101H6L7 104H8V100H9V104H8V106L10 107V105H11V108H14V105H15L14 102H16V100H15V101H12V100H14L13 97H14V96H17L18 93H20V92H18V93H17V92L14 93V91H13V92H12ZM19 91H20V90H19ZM48 92H49V95H50V90H49ZM232 92H233V91H232ZM244 92H245V91H244ZM12 93H14V94H12ZM1 94H2V95H1ZM177 95H179V94H178V91H177V92H173V95H172V96H173V97H176ZM237 96H238V98H239V96H240V97H241V96L243 97V95H241V93H240V94L238 93ZM7 97H8V98L10 97V98L8 99ZM169 97H170V96H169ZM169 97L167 98L168 101H166V99L163 98V99H165V100H164L165 103L163 102V99H160V100H161L160 103H163V105H164V104L166 105V102H169V104H167V105H169V106L171 107L172 104H170V103H171V100H173V101H172V102H173V105H172L173 108H171V109H175L176 106H177V108H176L177 110L175 109V110L172 111V110L170 109V110H171L170 113L172 112V113L174 114V112H175V113H177V111L180 112V108H181L180 105H181V103L183 102V100L180 101L179 98L176 99V98H172V97L169 98ZM177 97H178V96H177ZM242 97H241V98H242ZM14 98H15V97H14ZM241 98H239V99H241ZM244 98H245V97H244ZM244 98H242V99H244ZM170 99H171V100H170ZM242 99H241V102L243 101ZM169 100H170V101H169ZM176 100H177V102H176ZM43 101H47V105L50 106V104H49V103H51L50 100L48 101V100H46V98H45V100H43ZM238 101H240V100H238ZM11 102H13V104H12ZM17 102H18V100H17ZM17 102H16L15 107L17 106ZM241 102H239V103H241ZM44 103H45V102H44ZM44 103L41 102L42 105H44ZM177 103H179V104H177ZM45 104H46V103H45ZM237 104H238V103H237ZM165 105H164V106H165ZM169 106H167L168 109L170 108ZM166 109H167V108H166ZM166 109H165V110H166ZM168 109L166 110V113L169 112ZM178 109H179V110H178ZM189 109H190V108H189ZM215 109H216V108H215ZM257 109L260 110L258 107H257ZM224 110H225V107H224V108H221L220 110L217 108V111H214V112H213V115H211V116H215V119H219V121L225 120V124H226V123H229L230 120H231V122H233V121L236 120V122H238V124H239V127H243L242 125H244V123H245L247 120H245L244 117H242V116L240 115L239 112H237V114L231 113L232 115L230 116L229 112H227L228 110H227L226 112H225ZM253 110H256V109H253ZM258 110H257V111H258ZM223 111L226 113L225 115H223V114H224ZM236 111H239V110H236ZM179 112L177 113L178 115L176 114V115H177V117L175 116L176 118H178V117L181 116V115H179ZM217 112H218V113H217ZM253 112H255V111H253ZM164 113H165V112H164ZM170 113H169V116H170ZM172 113H171V115H172ZM181 113H183L182 110H181ZM214 113H215V114H214ZM219 113H221V114L223 113V114L220 116ZM227 113H228V114H227ZM238 113H239V114H238ZM218 114H219V116H218ZM165 115L167 116L168 113L165 114ZM174 115H175V114H174ZM182 115H183V114H182ZM197 115H198L197 117H199V118L194 119V121H192L191 118H190L187 114H185L184 117L181 116L182 118L179 119L180 122H176L177 119H175L174 116L171 117V118H170V117H166V118H170V119H171V120L169 119L170 122L172 121V118H173V121L175 120L174 122H176V123L173 122L175 125L171 124V126H173V127L175 126L174 128H172V129H173V132H172L173 135L175 134V132L179 133L178 130H180L182 127L184 128V126L186 125L185 123H188V120H189V121L191 120V122H193V123L195 122L192 128H196L197 126H199V129L196 128V129H193V131H188V129L192 126L193 123H191V125L189 126L188 129H187V127H188L187 125H188V124H187V125H186L187 127H186V126H185V127H186V130H187L188 132L185 131V130H183V129H181V130H182L183 132H185V133L182 134V131H181L179 137L185 136L186 132H187L186 137H187V135H189L188 137H190V135H191V136L194 135V134H191V133H193V132H197L198 130H201V131H202V130H205L204 127L207 126V128H209V127L211 126L212 123H211V124H207V123H206V124H203V125L200 126V123H205L204 121H207L208 119H207V120H204L205 118H200V117H201L200 114H197ZM227 115H229V116H227ZM238 115H239V116H238ZM240 116H241V117H240ZM220 117H221V118H220ZM153 118H154V117H153ZM183 118H186V119H188V120L184 122V121H183V120H184ZM242 118H243V119H242ZM85 119H86V118H85ZM85 119H84V120H85ZM154 119H156V118H154ZM179 120H178V121H179ZM197 120H198L200 123H199V122L196 123ZM200 120H201L202 122H201ZM228 120H229V121H228ZM87 121H88V120L86 119L85 122H87ZM151 121H152V118H151ZM169 121H167V123H168ZM208 121H209V120H208ZM208 121H207V122H208ZM226 121H227V122H226ZM170 122H169V123H170ZM183 122H184V123H183ZM251 122L253 123V120H252ZM254 122H255V126H256V124L258 123V121H254ZM169 123H168L167 126H169V129H170V124H169ZM179 123H180V125H181L182 127L179 126ZM182 123H183V124H182ZM209 123H210V122H209ZM176 124H177L179 127H181V128H180V129L178 128V129L175 131L174 129H176V127H178ZM184 124H185V125H184ZM196 124H197V125H196ZM249 124H251V123H249ZM4 125H5V126H4ZM245 125H246V124H245ZM245 125H244V126H245ZM2 126H3V128H4L5 130H7V129H6L7 127H10L9 125L7 126L6 123H5V124L3 123ZM2 126L0 125V128H1V129H0V130H1V131H0V139H1V137H2V138L8 137V135L10 134V133H9L10 130H9V132H8L9 134H7V131H8V130H7L6 133H5V130L2 128ZM6 126H7V127H6ZM161 126L164 128L163 125H161ZM194 126H196V127H194ZM252 126H253V128L255 129L254 125H252ZM252 126H251L250 128L248 127L250 130L247 129V131H251V130H252L251 132H253ZM192 128H191V129H192ZM164 129H165V128H164ZM167 129H168V128H167ZM184 129H185V128H184ZM191 129H190V130H191ZM230 129H231V128H230ZM124 130H125V129H124ZM124 130H121L120 132L122 133ZM2 131H3V132H2ZM162 131H163V130H162ZM174 131H175V132H174ZM254 131H255V130H254ZM256 132H257V131H256ZM256 132H255L254 134H257ZM125 133H126V131H125ZM177 133H176L175 135H178ZM258 133H259V132H258ZM5 134H6V135H5ZM127 134H128V133H127ZM161 134H162V132H161ZM181 134H182V135H181ZM230 134H232V133H230ZM254 134H253V135H254ZM1 135H2V136H1ZM164 135H165V131H163V135L161 136V137H163V139H164ZM247 135H248V138L251 139V136H252V138H253V135H252L250 132H249ZM250 135H251V136H250ZM257 135H258V134H257ZM154 136H155V135H154ZM156 136H157V138H158V135H156ZM159 137H160V136H159ZM188 137H187V138H188ZM225 137H227V136H225ZM152 138H153V139H154V138L157 139L156 137H153V136H152ZM152 138H146V139H148L147 141H146L145 139L142 138V139H143V140H142V143L144 144V142H145V145L148 144V143H149V144H153L154 142H153ZM192 138H193V137H192ZM196 138H199V139H200V137L197 135V137L193 138V139H195V140H193V141H195V142H197L196 140L199 141V139H196ZM212 138H213V137H211V139H212ZM228 138H230V140L232 139V137H229V136H228ZM233 138H234V137H233ZM150 139H151V140H150ZM155 139H154V140H155ZM158 139H159V138H158ZM235 139H236V138L232 139V141H230V142H233V140H235ZM226 140L228 141L229 139H226V138H225V141H226ZM149 141H150V142H149ZM256 141H257V140H255L254 142L251 141V143L253 142L254 144H256V143H257ZM255 142H256V143H255ZM227 143H228V142H227ZM238 143H239V142H238ZM251 143H250V144H251ZM32 144H33V143H32ZM34 144H36V142H34ZM34 144H33V146H35ZM41 144H42V143H41ZM149 144H148V145H149ZM239 144L241 145V143H239ZM254 144H253V146H255ZM259 144H260V143H259ZM259 144H258V145H259ZM0 145H2V144L0 143ZM3 145H4V144H3ZM29 145H31V144H29ZM145 145L142 146V147H145V148H146ZM153 145H154V147H155V144H153ZM230 145H231V143H230ZM237 145H238V144H237ZM245 145L247 146V144H245ZM251 145H252V144H251ZM251 145H250V148H253V146H251ZM258 145L256 144V146H258ZM31 146H32V145H31ZM31 146H30V147H31ZM227 146H229V145H227ZM243 146H244V145H243ZM262 146H264V144H262ZM35 147L37 148V146H35ZM39 147H40V146H39ZM41 147H42V146H41ZM41 147H40V148H41ZM151 147H152V146H151ZM229 147H230V146H229ZM239 147H240V146L238 145V146L235 148V150L237 149V150H236V153H235V150H234L233 153H231L230 157L227 156V155H226L227 153L224 152V151L221 152V155H223V156L220 155V151H219V152L216 151V153L214 152V154H213V153L210 154L211 156L208 155V158H210V160H212V162L209 160L210 163L208 162V163H209V164H208V163L206 162L205 164H203L204 166H203L202 163H201L202 161L200 160V156L202 157V156H203L204 154H206L207 152L204 153L205 151L203 152V151H202L203 149L200 150V151H194L195 153L191 151L193 154H197V155L199 154V157H198L197 155H196V156H195V155H192L191 158H192L193 156H195L196 158L198 157L197 159H196V158H193L192 161H193V162L195 161L194 163H196V161H197V162L200 161V163H198V164H196V165H195V164H192V165H194V166H192V168H193V169H197V165H198V166H199V169H200L201 171H200L199 169H198V171H197V170H190V169H192V168H188V167L186 166V165H187V164H186L187 162L185 161L186 163H182V165L184 164L185 166H184V165L181 166V165H180L181 162H180V163H179L180 166H179V165H177V166L175 165V166H174L175 168H174V167H171V169L169 168L170 170L166 168V169H167L166 172H164L166 169H163V168H162L163 166L160 167L161 169H159V170H162V169H163V170H164V171H163L164 173H162L161 171H158V172H157V169H158V168L156 167L157 169H155V170H156L155 173H159V172H160V174H156V175H160V176H158V177H157V176H156V177H153V178H154L153 180H152V177H150V175H151L152 173H154V172H152V171H153V168H155V167L152 168L151 166H153L154 164H156V161H158L157 159H155V161H153V160H154L153 158L155 157V154H156V153L154 154V157H153V158H150V157H151V154H150V156H149V152H150V150L152 151V149L150 148L149 150H147V149L142 148L145 152L142 151V153H143V154L141 153L142 155H137V156H136V157L139 158V160H142V162L139 161V160H136V164H135V165L133 164V167L135 168L136 166H139V165L141 166V164H144L143 162L145 161L146 156H147L148 159H149V160H148L149 162L147 161V159H146V161L148 162V168H150L151 174H150V171H148V172H146L145 176L148 177V175H149L148 178H150L152 182H153V181L155 182L156 179H159L158 182H157L158 184H159V183L161 184V182L164 181V180H162L163 178H164V179H167V180H170V178H171V173H172V175H173L172 177H174V178H171V179L173 180V182H175V181L178 179V176H175L176 174H178L177 171H176V173H175V170H178V171H179L180 168H181V169L183 168L182 170L185 169L183 172H185L186 169L190 170L191 173H193V171H195V172L197 171V173L194 172L196 175H195L194 173L191 174L190 171H188V170H187V172H185L187 176H188V172H189V173L194 177V178L192 177V179H191V181H190V183H192V186H193V185H195L194 183H196V182H199V183L203 182V181L200 180V179L204 178L205 180H208V179L211 177V176H210L211 173H210V174L207 173V170H208V172H209V170H210L209 168H210L211 166L213 167V172H214V173H215V172L217 173L219 167L216 169V164H214L215 162H217V164H219V166H224V167H229V168H230V166H229V162H232L231 160L234 159L235 162H238V161H236L235 158H231V157H238L239 154H237V153H239L240 151H242L241 153H243V154H241V153H240V154L243 155V157H242V156H239V157H242V158H243L242 161H244L245 166H243L244 163H243V165H242V163H241L242 161H241L240 163H241V165H242L244 168H243L242 166H240V163L238 164L239 166L236 165L237 167H235V165H234L235 162H232V163H230V164H232V168L235 167L236 169H239V168H240V169H242V170L246 169V173H247V174H251V172L255 171V169L257 168V167H256L257 165L255 164V166H254V164H252V165L255 167V169L253 168V166H251V170H250V167H247V166H246L247 163H246V161L244 160L245 156H249V155L251 156V154H250L251 152H250V153H249V152L247 153V151H246V152L244 153V151H243V150H240V149L244 148L245 146L242 147V145H241L242 148H239ZM19 148H20V147H18V150H17V151L20 152L21 149L19 150ZM22 148H23V147H22ZM152 148H153V147H152ZM0 149H1V148H0ZM3 149H5V148H3ZM258 149H260V148L258 147V148H257V151H258ZM238 150H239V151H238ZM253 150H256V149L253 148ZM1 151H3V150H2V149L0 150V153H1V154H0V157H1V155H2V152H1ZM146 151H149L148 154H146ZM21 152H22V151H21ZM24 152H26V151H24ZM130 152H131V151H130ZM130 152H128V153H130ZM154 152H155V151H153V153H154ZM223 152H224L225 154H222ZM259 152H260L261 154H264V149L261 148V149L259 150ZM259 152H258V153H259ZM151 153H152V152H151ZM218 153H219V155H218ZM234 153H235V154H234ZM132 154H133V153H132ZM215 154H216V155H215ZM261 154H260V155H261ZM143 155H144L145 157H143ZM225 155H226L228 158H230L231 160L228 159V160H229V161H228V160L226 159ZM258 155H259V154H258ZM141 156H142L143 158H145V159L140 158ZM156 156H157V155H156ZM250 156H249V157H250ZM262 156H264V155H262ZM223 157H224V158H223ZM249 157H248V158H249ZM1 158H2V157H1ZM1 158H0V159H1ZM138 158H137V159H138ZM155 158H157V157H155ZM211 158H213V159H211ZM215 158H217V159L215 160ZM219 158H220V160H219ZM246 158H247V157H246ZM256 158H257V157H256ZM152 159H153V160H152ZM176 159H177V158H176ZM179 159H180V158H178V160H179ZM225 159H226V160H225ZM1 160L3 161V159H1ZM1 160H0V161H1ZM151 160L154 162V164L149 166V164H151V163H150ZM178 160H177V161H178ZM202 160H203V159H202ZM213 160H215V162H214ZM239 160H240V159H239ZM256 160H257V159H256ZM131 161H132V160H131ZM172 161H173V160H172ZM174 161H175V160H174ZM218 161H219V162H218ZM220 161H221V162H220ZM222 161H223V162H222ZM225 161H226V162H225ZM134 162H135V161H134ZM134 162H133V163H134ZM137 162H139V163H137ZM227 162H228V163H227ZM140 163H141V164H140ZM145 163H146V162H145ZM157 163H158V162H157ZM175 163H176V162H172V163H171L172 166H173V164H175ZM190 163H192V162H190ZM212 163H213L214 165H213ZM221 163H222V164H223V163H224V164L226 163V164H225V165H222ZM200 164H201V166H200ZM206 164H208V167H209V168H207V169L205 170L204 168H205V165H206ZM210 164H212V165H210ZM220 164H221V165H220ZM236 164H237V163H236ZM107 165H109V164H107ZM127 165H130V166H131L130 168H131V169H134V168L132 167V162H131V164H127ZM146 165H147V163H146ZM146 165H145V166H146ZM158 165H159V164H158ZM158 165H156V166H158ZM233 165H234V166H233ZM140 166H139V168H141ZM142 166H143V165H142ZM154 166H155V165H154ZM0 167H1V166H0ZM143 167H144V166H143ZM143 167H142L141 169H143ZM176 167H177V168H176ZM185 167H187V168H185ZM200 167H201V168H200ZM139 168H138V169H139ZM145 168H146V167H145ZM202 168L204 169L203 171H202ZM235 168H234V169H235ZM247 168H248L249 170H248ZM141 169H139V170H141ZM146 169H147V168H146ZM0 170H1V169H0ZM143 170H144V169H143ZM173 170H174V171H173ZM137 171H138V170H137ZM141 171H142V170H141ZM141 171H140V173L138 172L139 174H138V176H136V179H137V177H138L139 179H141V177H144V175L142 174L144 171H143V172H141ZM244 171H245V170H244ZM249 171H250V173H249ZM169 172H170V173H169ZM179 172H180V171H179ZM155 173L153 174V176H155ZM161 173H162L164 176L161 175ZM173 173H175V175H174ZM181 173H182V172H181ZM214 173H212V174H214ZM216 173H215V174H216ZM243 173H245V172H243ZM254 173H255V172H253V174H254ZM190 174H189V175H190ZM136 175H137V174H136ZM140 175H141V177H140ZM165 175H166V176H165ZM169 175H170V176H169ZM194 175H195V176H194ZM0 176H1V174H0ZM151 176H152V175H151ZM187 176H186V177H187ZM160 177H161V178H160ZM162 177H163V178H162ZM165 177H166V178H165ZM168 178H169V179H168ZM175 178H176V180H175ZM179 178H180V177H179ZM195 178H196V179H195ZM207 178H208V179H207ZM142 179H143V178H142ZM144 179H146V180H142L143 183H144V182L147 183V184H148V182L150 183V181H147V178H146V177H145ZM160 179H161V180H160ZM178 180H179V179H178ZM178 180H177V183H178ZM156 181H157V180H156ZM170 181H171V180H170ZM170 181H169V182H170ZM200 181H201V182H200ZM173 182H172V183H173ZM261 182H262V181L259 182V185L261 184ZM157 183H156V185H158ZM165 183H167L166 180H165ZM165 183H164V185H163L164 187H163L162 185H159L160 188L165 189V186L170 187L169 185H174V184H170V183H168V185H167V184H165ZM175 183H176V182H175ZM180 183H182V182L180 181ZM190 183H189V186H191ZM257 184H258V183H257ZM148 185H149V184H148ZM183 185H184V184H183ZM259 185H258V186H259ZM159 186H158V187H159ZM258 186H256L255 189L257 190V193H260V189L262 190V189H264V187L261 188V186H259V187H258ZM177 187L180 188L179 186H177ZM258 188H259V189H258ZM85 190H86V188H85ZM182 190H183V189L181 188V189H180V192H178L180 195H181V194L184 195V193H183ZM258 190H259V191H258ZM129 191H132V188H131V187H130V189H127V191H126V192H128L129 194H131V192H129ZM181 191H182V192H181ZM163 192H164V193H165V192L167 193V190H164ZM128 193H126L125 195H128L127 198H130L131 196L129 197V194H128ZM219 193H220V192H219ZM102 195H103V194H102ZM102 195L100 196L101 199L104 198ZM182 195H181V196H182ZM225 196H226V195H225ZM102 197H103V198H102ZM226 197H227V198H226ZM226 197L222 198V200L220 201V203L222 204V205L220 204L221 207H222L224 204H226V201H227V202L230 201V198H229L228 196H226ZM101 199H100V201H102ZM223 199H224V200L227 199V200L223 201ZM0 200H1V199H0ZM1 201H3V200H1ZM20 201H22V199H21ZM20 201H17V203L19 202L18 204H20V203H21ZM261 201H262V200H261ZM22 202L25 203V204L27 205V203H26L25 200H23ZM27 202H28V200H27ZM17 203H16L15 205H18ZM261 203H262V202H261ZM21 205H22V207L25 206V205H23V204H20V206H21ZM84 205H85V203H84ZM84 205H83V207H82L83 209H81V210H83V211H84V210H86V211L89 210L88 208H86V206L88 207V204L85 206V208H84ZM259 205H260V202H259ZM238 208H239V209H238ZM238 208H237V207H233V208H232V213H233L232 216H228V214H227V216H225V215H224V214L226 213V211H225L224 214L222 215V217H221V216L218 217V218H221V219H219V222H221L219 225H221V228H223V230L220 229V231H223V232L218 231V229L220 228V226H217V224H216V223L218 222V221H216L218 218L215 216V214H211V215H210L211 217L208 215V214H210V211H209V213H207L206 211L203 212V213H201V214H202V217H201V215H198V214H196V213H195V214L192 213L193 216L191 215V217H189V219H188V217H186L187 215H186L185 217L181 218L180 220L183 221V222L186 224V225H184V227H183L182 230H183L184 234H186V235H185L186 238L190 240V243H191V245H192V246H191L190 243H189L188 246L185 245L184 248H183V250H181V253H182L181 255L183 256V254H185V255L183 256L182 259H184V257L186 256L185 259H184V260H186V261H190V259H191V260H192V259L196 260V259H198V256H197V255H199V254L202 253L201 257H202L203 255H204V256H207V257H204L205 261H207L206 259H208V260H211V259H212V260L210 261L209 264H214V261H216L217 264L219 263V261H220V264H222V263H223V264H229V263L233 262V261H231V262L228 261L229 258H230L231 256H232L231 258H234V257L237 258V259H236V262H235V260H234V263H236V264H238V263H241V264H242V263H243V264H249L250 261H251V263H252L253 260H254L255 262H256V261H258V262L260 261V264H264V257L261 258V256H260V255L264 256V232H262V230H264V229H262V226H261L262 224L259 222L260 220L258 221L259 218H264V216L260 215L259 218L257 217L258 214H262V213H264V212H262V211H264V210L261 209V212H260V213H259V212H258V213H255V214H256V215H255L256 217L253 216V214L251 215V213H249V212H248V214L245 215V218H244V216H242V217L245 219V221H244V222H240V224L242 225V229H240L241 231L238 229L240 232H239V231L236 232V231H237V228L235 229L236 224L233 225V227H231L230 222H233V223H234V222H235V218H233V217L236 216V215H234V214H237L238 216H239V215H242V214L244 213L243 210L245 209V207H238ZM236 209H237V210H236ZM239 210H240V211H239ZM259 210H260V209H259ZM237 211H238V212H237ZM244 211H246V209H245ZM204 213H205V214H204ZM206 213H207V214H206ZM194 215H195V217H194ZM206 215H207V216H206ZM212 215H213V216H212ZM214 216H215V217H214ZM248 216L251 217V218H249ZM242 217H240L239 219H241ZM246 217H247V218H246ZM252 217H253V218H252ZM164 218H165L166 221H165V220H162V222L159 223V224H161V226H160L161 229H165V228H167V227L170 225V223H171V222H170V220H171L170 218H169V220H168L169 222H167V219H168L167 217L164 216ZM195 218H196V219H195ZM207 218H208V220H207ZM214 218H217V219H215V221H214ZM224 218H225V219H224ZM243 218H242L241 220H243ZM254 218H256V219H254ZM161 219H163V216L161 217ZM187 220H188V221H187ZM192 220H193V221H192ZM204 220H205V221L207 220V222H209V223L212 222V223H211L212 228H211V226H210V228H209V227H208L209 225L207 226V222H206V224H204V223H205V222L203 223ZM224 220H225V221H224ZM241 220H240V221H241ZM256 220H257V222H256ZM229 221H230V222H229ZM187 222H188V223H187ZM213 222H214V224H213ZM191 223H192V224H191ZM166 224H167V225L169 224V225L166 226ZM198 224H199V225H198ZM215 224H216V225H215ZM223 225H224V226H223ZM164 226H165V227H164ZM200 226H201V227H200ZM204 226H205V228H206V227H208V228H206V230H205ZM162 227H163V228H162ZM216 227H219V228H217V230H213V229H216ZM230 227H231V229L233 228V229H232V232L227 233V232L229 231V228H230ZM184 228H185V229H184ZM227 228H228V229H227ZM252 228H253V229H252ZM255 228H256V230H255ZM211 229H212V230H211ZM225 229H226V230H225ZM231 229H230V230H231ZM210 230H211V231H210ZM234 230H236V231L234 232ZM254 230H255V231H254ZM258 230H259L260 232H259ZM188 231H190V232H188ZM197 231H198V232H197ZM208 231H209V232H208ZM217 231H218V233H217ZM257 231H258V232H257ZM195 232H196V233H195ZM207 232H208V235H207ZM214 232H215V233H214ZM252 232H253V233H252ZM256 232H257V234H256ZM198 233H199V234H198ZM213 233H214L215 235H214ZM219 233H220V234H219ZM224 233H225V234H224ZM204 234H205V235H204ZM217 234H218V235H217ZM223 234H224L225 236H228L227 234H229V236H231V237H230V238H229V236H228V237H225ZM230 234H231V235H230ZM209 235H210V236H209ZM211 235H212V237H211ZM219 235H222V236H219ZM167 236H169V235L167 234ZM167 236H164V237L166 238ZM215 236H216V237H215ZM217 237H220V239L222 238L223 240L221 239V241H220V239H218ZM223 237H224V238H223ZM197 238H198V239H197ZM203 238H204V239H203ZM211 238H213V239H211ZM215 238H216V239H215ZM167 239H168V237H167ZM211 240H212V241H211ZM151 241H152V240H151ZM187 241H188V240H187ZM215 241H216V243H215ZM149 242H150V241H149ZM164 242H165V241H164ZM164 242H163V243H164ZM166 242L168 243L169 240L166 241ZM166 242H165V245H167ZM237 242H238V243H237ZM163 243H162V244H163ZM222 243H223V244H222ZM231 243H232V244H231ZM233 243H235V245H234ZM236 244H237V245H236ZM9 245H10V244H9ZM219 245H221V246H219ZM222 245H223V247H222ZM239 245H240V246H239ZM142 246H146V248L143 247L144 252L141 251V247H142ZM142 246L139 248V250H137V252H139V253H135V254H137V256H136L134 253L132 254V253H130V252H128V253H130L129 255H128V254L125 255L126 257L129 256V258H128V260H127L129 263L132 262L133 259L137 260V262H138V260H139V263H142L141 261L145 262V259L147 258L145 255L148 253L149 250H152L153 246H152V245H149V244H146V245H143V244H142ZM151 246H152V247H151ZM160 246L162 247V245H160ZM163 246H164V245H163ZM213 246H214V247H213ZM241 246H242V247H241ZM8 247H9V246H8ZM11 247H12V246H11ZM82 247H83V246H82ZM154 247H156V246H154ZM161 247H160V249H159L158 251H161V249H162ZM185 247H186V248H185ZM188 247H189V248H188ZM238 247H239V248H242V250H243V252H244V253L242 252V254H241L242 257H241V255H236V254H239V251H237V250H239ZM248 247H249V249H248ZM149 248H150V249H149ZM209 248H211V249H209ZM227 248H228V249H227ZM8 249H10V247L7 248V249L5 248L6 251H7ZM110 249H111V248H110ZM235 249H237V250H235ZM5 250H4V252L2 253V255H4V253L6 252ZM78 250H79V249H78ZM78 250H77V251H78ZM162 250H163V249H162ZM185 250H186V251H185ZM224 250H225V252H224ZM226 250H229V251L227 252ZM233 250H235V252L237 251L236 254H235V252H232ZM248 250H249V251H248ZM8 251H9V250H8ZM158 251L155 252L156 255H157V252H158ZM165 251H166V250H165ZM201 251H202V252H201ZM210 252H212V253H210ZM220 252H221L222 254H221ZM229 252H232V253L230 254ZM158 253H159V252H158ZM162 253H164V251H163ZM170 253H171V252H170ZM172 253H173V252H172ZM192 253H193V254H192ZM261 253H262V254H261ZM131 254H132L133 256L130 257ZM139 254H140V255H139ZM144 254H145V255H144ZM216 254H218V257H215V256H217ZM232 254H233V255H232ZM160 255H161V252H160ZM160 255H158V258H156L157 256H156L155 258H156V259H159V261H163V260H164L163 258H162V260H160V259H161V256H162V255H161V256H160ZM181 255H180V256H181ZM228 255H229V256H228ZM230 255H231V256H230ZM135 256H136V257H135ZM143 256H145V257H143ZM180 256H179V258H180ZM209 256H210V257H209ZM213 256H214V257H213ZM219 256H220V258H219ZM233 256H234V257H233ZM236 256H237V257H236ZM239 256H240V257H239ZM247 256H248V257H247ZM257 256H260V257H258V259H257ZM132 257H134V258L131 259ZM137 257H139V259H138ZM187 257H190V258H187ZM208 257H209V258H208ZM251 257H252V258H251ZM255 257H256V258H255ZM144 258H145V259H144ZM231 258H230V259H231ZM235 258H234V259H235ZM247 258H248V260H247ZM249 258H250V261H249ZM125 259H127V258H125ZM140 259H141V261H140ZM187 259H188V260H187ZM221 259H222V260H221ZM227 259H228V260H227ZM256 259H257V260H256ZM260 259H261V260H260ZM129 260H131V261H129ZM184 260H183L182 262H180V263L185 262ZM240 260H241V261H240ZM180 261H181V260H180ZM196 261H198V260H196ZM226 261H227V262H226ZM237 261H238V262H237ZM248 261H249V262H248ZM207 262H208V261H207ZM126 263H127V262H126ZM129 263H128V264H129ZM155 263L159 264L160 262L158 263V261H156ZM161 264H163V263H161ZM164 264H166V263H164ZM215 264H216V263H215ZM232 264H233V263H232Z\"/></svg>",
  "mask_w": 264,
  "mask_h": 264
},
{
  "label": "clouds",
  "instance_id": "clouds-1",
  "mask_svg": "<svg viewBox=\"0 0 264 264\" xmlns=\"http://www.w3.org/2000/svg\"><path fill=\"white\" fill-rule=\"evenodd\" d=\"M11 70V69H10Z\"/></svg>",
  "mask_w": 264,
  "mask_h": 264
}]
</instances>
